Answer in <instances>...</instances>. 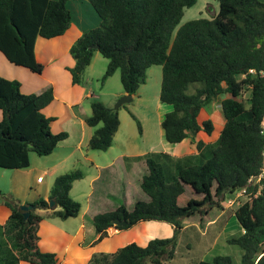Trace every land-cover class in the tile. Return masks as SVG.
<instances>
[{"label": "trees", "instance_id": "trees-1", "mask_svg": "<svg viewBox=\"0 0 264 264\" xmlns=\"http://www.w3.org/2000/svg\"><path fill=\"white\" fill-rule=\"evenodd\" d=\"M67 1L0 0V51L4 56L41 73L43 65L34 55L36 37L52 38L69 28ZM88 1L100 23L69 48L74 59V65L68 67L73 84H81L95 51L108 60L102 80L118 70L123 92L132 95L146 82L147 69L161 65L159 100L169 109L160 126L168 143H179L199 131L210 135L212 120L200 122L198 116L201 109L223 96L219 108L225 121L214 142L192 138L197 152L182 156L148 151L132 157L144 161L139 186L148 199L135 200L131 209L121 203L91 220L97 234L94 243L108 235L109 227L125 230L141 221L166 222L173 231L171 236L154 237L144 246L130 242L113 252H94L88 264H162L174 257L185 219L199 215L203 225V217L214 207L221 208L225 195L244 187L260 170L264 146L260 133L264 74L259 73L264 72V0H218L213 16L189 20L176 30L184 10L197 0ZM20 86L19 80L0 76V168H26L30 152L48 155L68 136L67 131L52 132L55 117L42 112L54 98L53 89L26 94ZM90 108L91 113L84 118L94 128L88 147L105 151L120 124L118 110L95 98ZM83 176L80 169L57 175L47 197L31 202L23 203L0 190V198L11 211L0 224V264H56L54 253L38 247L39 224L45 218L66 219L79 214L81 205L70 190ZM256 189L257 185H249L251 195L237 199L232 213L242 232L226 239L240 248L241 264H264V184L253 195ZM188 190L189 195L184 196ZM21 205H27V215L19 211ZM116 218L128 223L113 225ZM196 264L233 262L229 255H216Z\"/></svg>", "mask_w": 264, "mask_h": 264}, {"label": "crops", "instance_id": "crops-1", "mask_svg": "<svg viewBox=\"0 0 264 264\" xmlns=\"http://www.w3.org/2000/svg\"><path fill=\"white\" fill-rule=\"evenodd\" d=\"M67 7L71 13V24L62 35L52 38L36 37L34 55L36 60L43 65V70L41 73H38V75H32V73L20 69L21 66L18 67V65L10 62L0 51V76L7 79L19 80L21 84L20 89H23V81L28 80L26 83V91L28 92L25 93H40L48 87L53 89L54 98L42 109V112L46 116L55 117V120L51 124L52 132L67 131L68 133V136L58 143L52 153L45 156H38L34 152H30V164L28 167L23 169L0 168V190L4 193H11L23 203L34 201L39 197L46 198L54 178L63 173L59 170L63 162L73 157L75 153H78V156L84 158L86 162H89L94 168V173L89 179V187L86 190L77 189V192H80V194L85 197V209L81 207L76 217H69L66 219L55 217L45 218L40 222L38 230L39 249L42 252L54 253L57 258L56 264H88V260L94 252H113L117 248L130 242H136L144 246L150 239L156 237V228L167 226L170 229L172 226L169 227V225L162 221L150 220L138 222L130 228L125 229L127 232L109 227L107 229L108 235L102 240L94 243L97 234H95L91 221L93 216L98 213L113 210L123 202L126 206L129 191L136 190L135 188L139 186L141 180L140 175L145 171L144 161L133 159L132 157L142 155L146 152L134 153L126 152L125 150L117 151L107 158L105 162H99L85 151L88 148V141L94 128L90 127L84 120V118L91 113L90 103L89 106H86L84 105V101L88 97H94V94L85 87L82 88L72 83L68 67L74 65V59L69 54V48L81 34L98 26L100 18L88 0H68ZM40 37L52 42V46L46 49L48 53L47 59L45 58V60L39 58L36 50L37 42ZM90 65L91 62L88 67ZM73 93H75V97H73ZM116 93V99L125 94L123 90ZM132 96L134 97V95ZM211 112L209 118L212 120V116L215 112L214 110ZM205 114L208 117V114ZM1 118L2 111L0 110V119ZM224 121L223 118L220 126L215 131L214 128L210 135H205L206 133L203 131H199L195 135L190 134L188 138L179 142L180 144L187 142L185 143L186 147L184 149L180 152H170L169 154L173 156H182L196 153L197 149L194 140L197 141L200 139L204 143L214 142L219 136ZM116 133L113 138H115ZM192 138L194 140H192ZM111 148L112 145L105 150V152H110L109 150ZM172 148H174V146ZM134 165H140V171L136 174L132 172ZM104 171L109 176L108 182L114 185L112 193L109 192L107 195L114 200L110 209L102 211L98 209H100V205L103 203L104 199L102 197L97 198L92 196L94 193V184L102 177ZM77 181L79 180H76L72 184L70 195ZM141 200H144L143 197ZM134 202L135 200L132 203L134 204ZM224 211L225 210L222 209L212 218H207L209 214L205 215L203 217L204 230H208L209 226L213 225ZM10 212L9 207L1 201L0 224L6 221ZM40 213H43V211H40ZM124 234H130V236L124 238ZM18 264L31 263L19 261Z\"/></svg>", "mask_w": 264, "mask_h": 264}, {"label": "rangeland", "instance_id": "rangeland-1", "mask_svg": "<svg viewBox=\"0 0 264 264\" xmlns=\"http://www.w3.org/2000/svg\"><path fill=\"white\" fill-rule=\"evenodd\" d=\"M217 11L218 0H197L193 6L184 10V14L175 30L189 20L198 17H211ZM51 44L52 42H49L41 37L39 38L36 50L41 60H45V58L47 59L48 51L46 49L51 47ZM107 62L108 60L98 51L94 52L91 59V65L87 67L83 73L81 84H77L79 87H85L94 94V97H88L84 101V105L89 106L91 100L95 98L102 101L107 106L112 108L114 107L118 99H116V92L122 91L123 89L120 83L118 70L105 80H102ZM20 69H23L28 73H32V75H38V73L33 72L28 68L21 66ZM27 82L28 80L23 81V89L21 88L23 93L28 92L26 91ZM160 84L161 65H151L146 71V82L140 85L131 102L116 109L119 112L120 126L115 138H113L112 148L109 150L110 152L94 150L89 147L84 150L99 162H105L106 159L115 152L123 150L134 153L163 150L168 153H177L184 149L186 147L185 143L187 142H184L183 144H170L163 138L160 122L162 115L169 109V105L161 103L159 100ZM191 91L192 90H189L188 92ZM73 97H75V93H73ZM222 98L223 96H218L214 101L206 106V110L201 109L199 115V120L201 122L203 120V116L204 119L209 118L212 113L211 111L214 110L215 113L212 116V121L215 124L214 131L223 121L221 110L219 108L220 100ZM129 112L134 114L136 119L139 121L141 127L140 131L138 129L136 119L132 118ZM205 113L208 114V117ZM172 145L174 148H172ZM74 169H80L84 176L76 182L74 190L71 193V197L81 204L82 209H85V197L82 196L80 192H77V189L86 190L89 187V179L94 173V168L89 162H86L84 158L78 156V153H75L73 157L67 159L60 165L59 170L64 173ZM133 170L132 172L136 174L140 171V165H134ZM144 172L145 171L141 173V177ZM108 181L109 176L104 171L102 177L94 184V193L92 197H102L104 199L103 203L100 205V209L98 210H108L111 208L110 206L113 203L114 199L107 195V193H112L114 185L113 183L110 184ZM135 189L136 190L129 191L126 201L127 209L132 207V202L134 200L141 199L142 197L144 200L147 199V195L141 190V188H139V186ZM189 193V190L186 191L184 196L189 195ZM224 197L226 198L227 195ZM225 198L220 202L221 208L214 207L210 211L209 216H207V218H212L215 217L222 209L225 210L216 222L209 226L208 230H204V224L200 225L201 221L199 215H195L184 220V226L178 235L175 255L172 259L164 260L162 264H196L200 260L210 261L216 255H229L232 258L233 264H241L240 248L226 242L227 238L239 235L242 232V229L238 225L234 215H232V210L236 207V205L228 206ZM166 224L171 227L169 223ZM170 229L167 226L156 228V237L171 236L173 228ZM124 231L127 232L126 230ZM129 236L130 234H124L123 237L128 238ZM145 264L152 263L147 261Z\"/></svg>", "mask_w": 264, "mask_h": 264}, {"label": "built area", "instance_id": "built-area-1", "mask_svg": "<svg viewBox=\"0 0 264 264\" xmlns=\"http://www.w3.org/2000/svg\"><path fill=\"white\" fill-rule=\"evenodd\" d=\"M249 71L253 73L254 69H250ZM259 73L261 75L264 74L263 71H260ZM260 133L264 136V117L260 123ZM263 184H264V146L262 149V163H261V167H260L258 174L250 176L247 180V184L244 187H242L238 190H235L232 193L227 194L225 201L227 202L228 206H231V205H234L236 203L238 198L247 197V196L251 195V193L247 191V188L249 185H257L256 192L253 193V195H257Z\"/></svg>", "mask_w": 264, "mask_h": 264}, {"label": "water", "instance_id": "water-1", "mask_svg": "<svg viewBox=\"0 0 264 264\" xmlns=\"http://www.w3.org/2000/svg\"><path fill=\"white\" fill-rule=\"evenodd\" d=\"M93 48H98V45H92ZM133 96L132 94H128V93H125L123 95H121L120 97H118L115 105H114V109H117L118 107L126 104V103H129L131 102ZM191 111H193V108L191 109ZM2 201V199L0 198V202ZM54 205V202L52 200L49 201V206L52 207ZM27 205H21L19 207V211L23 212V211H26V215L28 214L27 212ZM113 225H126L128 222H126L125 220H120L118 218L114 219L113 220Z\"/></svg>", "mask_w": 264, "mask_h": 264}]
</instances>
